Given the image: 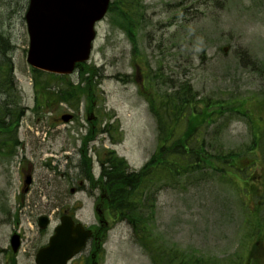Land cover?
I'll use <instances>...</instances> for the list:
<instances>
[{
  "label": "rangeland",
  "instance_id": "rangeland-1",
  "mask_svg": "<svg viewBox=\"0 0 264 264\" xmlns=\"http://www.w3.org/2000/svg\"><path fill=\"white\" fill-rule=\"evenodd\" d=\"M140 1L145 18L138 23L135 48L125 30L110 20L113 15L106 14L95 25L88 71L70 75L77 98L84 94L85 105L96 100V120L119 127L121 141L112 143L104 135L91 142L82 138L89 116L84 112V100L74 109V105L57 104L51 94H45L37 102L38 110L33 109L35 93L26 62L28 34L23 17L27 0H0V31L14 45L9 56L26 109L18 126L21 145L13 155H0V264H35V252L46 244L64 208L86 224L95 220L96 192H70L79 182V158L92 157V172L97 177L100 167L95 151L115 150L132 170H138L153 153L156 123L141 95L144 71L135 72L136 58H146L156 78L163 75L174 83L190 82L202 97L230 98L239 112L249 109L250 118H258L264 127L259 113H264V0ZM46 105L51 108L45 110ZM62 112L73 113L75 119L59 124L56 117ZM219 123V143L225 149L245 150L255 128L251 122L235 113L228 122ZM213 128L206 130L208 144ZM26 172L32 182L24 193L21 187ZM235 193L216 177L186 188L158 190L155 238L174 247L185 260L240 264L254 250L257 236L250 237L253 218L241 210ZM40 215L49 217L45 229L38 227ZM15 232L20 235V247L13 253L10 237ZM259 247L264 249V241ZM257 261L264 264L263 252ZM101 264L153 263L134 240L128 224L121 221L108 229Z\"/></svg>",
  "mask_w": 264,
  "mask_h": 264
},
{
  "label": "trees",
  "instance_id": "trees-1",
  "mask_svg": "<svg viewBox=\"0 0 264 264\" xmlns=\"http://www.w3.org/2000/svg\"><path fill=\"white\" fill-rule=\"evenodd\" d=\"M109 11L113 15L112 22L125 30L131 42H135L136 33L140 29L138 23L145 18L141 1L114 0ZM133 47L135 48V43ZM12 48L8 38L0 31L2 155H11L16 148L18 116L22 110L17 103L12 63L7 56ZM77 67L82 72L88 71L85 65L79 64ZM148 68L150 69L149 65ZM149 69L146 72L145 97L156 120V149L137 172H129L125 161L114 152L106 154L99 180L102 208L114 220L125 221L130 226L134 240L153 264H211L202 258L185 260L180 253L175 252L174 247L155 238L156 195L162 188H186L201 180H214L216 177L219 182L234 187L241 210L246 216L250 214L255 218L250 233V237L257 236L252 243L254 250L240 264H258L257 255L264 253V249L259 247V242L264 241V216H260V212L264 213L262 137L259 135L261 142L257 146L260 154L254 152L255 142L259 140L257 134L251 147L242 152L224 149L219 143V121L228 122L230 116L237 111L230 103V98L202 97L190 82L179 80L174 83L170 77L163 75L159 79L148 72ZM35 72L40 74L39 71ZM164 78L170 84L160 91L158 83ZM46 87L45 82L40 83V88ZM75 89L71 84L66 89L62 84L58 85V91L64 94L62 99L66 100L74 98ZM209 126L214 128L208 144L210 139L206 136V130ZM81 168L88 171L89 165L84 162ZM236 176L241 177V184L234 182L233 178Z\"/></svg>",
  "mask_w": 264,
  "mask_h": 264
},
{
  "label": "water",
  "instance_id": "water-1",
  "mask_svg": "<svg viewBox=\"0 0 264 264\" xmlns=\"http://www.w3.org/2000/svg\"><path fill=\"white\" fill-rule=\"evenodd\" d=\"M109 0H29L25 18L29 33L27 61L49 72L70 73L74 64L88 58L93 25L106 12ZM68 120V116L62 117ZM30 183V177L25 185ZM45 227L47 219L39 218ZM72 225L68 216L47 246L38 250L36 264H66L84 245L88 232ZM13 250L19 245L18 235L11 238Z\"/></svg>",
  "mask_w": 264,
  "mask_h": 264
},
{
  "label": "flooded vegetation",
  "instance_id": "flooded-vegetation-1",
  "mask_svg": "<svg viewBox=\"0 0 264 264\" xmlns=\"http://www.w3.org/2000/svg\"><path fill=\"white\" fill-rule=\"evenodd\" d=\"M92 224L93 230H95L97 227H104L106 225V223H103L101 220L94 221Z\"/></svg>",
  "mask_w": 264,
  "mask_h": 264
}]
</instances>
